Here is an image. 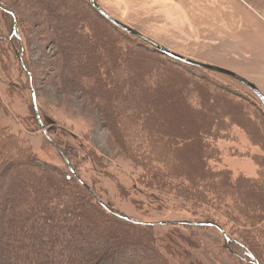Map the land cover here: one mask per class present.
I'll use <instances>...</instances> for the list:
<instances>
[{
	"label": "rangeland",
	"instance_id": "374dc122",
	"mask_svg": "<svg viewBox=\"0 0 264 264\" xmlns=\"http://www.w3.org/2000/svg\"><path fill=\"white\" fill-rule=\"evenodd\" d=\"M42 1L44 0H0V3L11 8L18 15L19 38L23 47L24 60L33 74V85L31 84L30 90L33 91L36 107L39 106L42 122L45 123L44 128H48L50 136L60 143L61 149L64 150V147L68 146V152L65 150L83 182L95 190L105 205L127 218L157 224L159 227L152 229L151 235L154 240H158L172 253L169 254L164 248H160L162 252H166L170 264L187 262L186 256L192 260L201 261L203 264H249L242 263L230 255L224 247L221 232L214 227L165 225L178 221L195 222L202 219L203 214L219 222L233 236L245 239L249 243L253 242L256 248L264 253V236L254 235L255 230L263 226L262 223L256 224L258 220L247 216L246 207L238 202V197L245 198L255 193H259L264 198V194H261V187H247L242 182V186L235 190L228 184V180H222L212 174L209 180L206 179L201 184L196 183L198 187L202 186L208 190L205 198H201L189 192L187 181L165 178L153 181L149 174L154 172L153 167L160 169L162 174L165 169L196 170L197 163L193 154L197 153L199 148L201 151L203 142H205L209 151L207 163L211 171L227 169L232 180L242 175L261 181L259 174L264 176V111L253 92L226 74L209 70L205 72L202 68L185 65L181 61L177 63L189 69L195 76L208 80L212 89L221 86L226 89L224 90L227 93L236 96L243 104L250 119L244 127L225 121L220 127L212 128L210 134L202 136V140L191 143L184 141L183 144H179L175 142L174 132L181 130V125L188 124L189 128H193L199 122L176 114L175 104L168 101V104L162 107V112L158 111L154 116L152 123L165 127L166 134H172V139L175 137L173 142L177 144L172 147L168 146L170 148L168 154H171L173 159L180 154V161L179 164H176L175 159L164 162L161 158L165 155L167 148L160 149V142L150 138L139 126L134 128L133 133L122 137L120 142L115 140L116 136H113L109 127V119L102 117L95 100L93 101L90 97L92 95L89 94V86L95 84L97 80L93 78H96L97 74L95 71L85 70L78 65L79 62H86L91 57L94 59L91 61L101 62L98 63L103 65L102 71L98 72L101 81H99L100 84L98 82L96 84L98 83V91L102 95L111 98V94L116 91H110L107 82L110 81L115 89L117 69L121 70L125 67V72H129L130 56H136L137 53L135 51L127 53L126 49L134 46V43L126 37H120L108 47L93 43L94 41L88 43L85 37H78L82 34H79L74 27L77 21L75 10L82 9L79 0H72L73 4L69 6L64 1L60 3L58 0H45L48 3H58L52 8V13L56 17L59 13L63 17L62 22L64 21V27L51 28L47 12L38 3H43ZM49 10L51 13V9ZM91 19L97 22L94 17ZM6 24L10 26L11 21L10 17L4 13L0 20L2 35L8 34ZM70 25L73 27L72 34L75 38H70ZM64 39L76 45H65ZM83 40L87 43L82 44ZM111 48L118 50V53L111 50L107 55L106 50ZM61 52L64 54L61 56L67 57L68 55V58H61ZM139 61L136 65H144L145 62L142 59ZM110 62L116 64V71L108 66L110 69L109 71L106 68L108 76L101 77L105 64ZM0 69L3 80H0V133L12 136L20 147L31 150L33 157L41 166L38 170L44 168L49 172L50 185L53 183L52 180L60 181L63 177L61 174L66 173V163L33 119L30 109L33 102L30 99L28 81L19 63L14 59L11 49L5 43H0ZM233 70L244 73L239 69L233 68ZM246 77L262 89L258 77L247 74ZM137 84L142 86L139 82ZM125 85L122 84L121 89L126 91ZM196 97V93L191 95L194 106L199 104ZM120 98L123 101L125 97L121 95ZM144 99L140 102L146 105H148L147 102H151V100L145 102L146 99ZM124 102L129 103L123 104L124 107L131 106L133 99ZM190 134L186 133L185 138L192 141ZM35 171L33 173H40ZM33 173L25 171L24 166L16 171L18 181L29 179L33 190L39 188L42 191L40 195H43V191L50 193L49 186L45 185L46 182L41 178H35ZM19 184L21 182L16 184L18 188ZM217 184L222 187L221 193L223 194L219 196L211 186ZM177 185L182 187L181 191ZM69 188V185L63 187L65 192L75 191ZM29 191L32 192L30 188ZM75 193L77 196L71 195L73 202L75 200L81 202L79 199L82 198V207L89 211L93 219L101 220L103 224L113 227L112 223L108 224L112 219L104 218L89 197L87 202L92 204L86 203L84 191L85 196L76 191ZM261 216L264 217V212ZM128 226L130 225L118 223L115 229L126 231V233L134 232L140 237L144 236L136 229H128ZM99 231L102 230L99 229ZM48 243L51 244L50 241ZM143 264H158V262L156 259H148Z\"/></svg>",
	"mask_w": 264,
	"mask_h": 264
},
{
	"label": "trees",
	"instance_id": "16d2710c",
	"mask_svg": "<svg viewBox=\"0 0 264 264\" xmlns=\"http://www.w3.org/2000/svg\"><path fill=\"white\" fill-rule=\"evenodd\" d=\"M58 1L60 3L64 1L68 3V6L73 4L72 0ZM42 2L38 3L47 12L51 28L64 27L63 17L59 13L57 14L58 17L52 13V8L56 7L58 3H48L45 0ZM78 2L82 7L80 10H75L77 21L74 28L78 30L79 34H82L78 37H85L84 39H88V43L94 41L93 43L101 44V46H108L114 43L117 38L126 37L130 42L134 43V46L126 49V52L135 51L137 53L136 56H130L129 63H131V67L128 73L125 72V67L121 69L124 72L118 69L115 72L117 78L116 86L114 85L115 89H113V84L110 81L107 82L108 89L112 92L116 91L111 94V98L102 95L98 91L97 84H100L99 81H101L98 72L103 69V65L98 63L101 62H93L91 60L94 59H91V57L88 61L79 62L78 64L79 67L95 71L97 74L96 78H93L97 81L92 86H89V94L92 95L90 97L93 101L95 100L96 107L100 109L102 117L109 119V127L113 136H116L115 140L120 142L122 137L133 133L134 128L139 126L140 129L142 128V130L146 131L150 138L160 142V149L167 148L165 155L161 158L164 162L175 159L176 164H179L180 154L178 152V156H175L174 159L171 154H168V150H170L168 146L172 147V145L177 144L173 142L175 137V142L179 144H183L184 141L191 143L200 141L202 136L210 134L212 128L220 127L225 121L231 124L236 123L240 127L248 124L250 118L245 112L243 104L236 96L227 93L225 88L224 90L219 86L212 89L208 80L195 76L189 69L184 66L183 68L182 64H177L181 63L180 61L176 62L171 57L161 54L141 38L122 31L98 12L92 5L91 0H79ZM49 9H51V13H49ZM4 13L10 17L11 24L10 26L6 24L7 35L0 33V43L8 45L14 59L24 71L32 101L30 87L31 84L33 85V74L24 60L23 47L19 38L18 15L11 8H7L0 3V20ZM91 17H94L97 22H93ZM70 27V38H75L72 34L73 27L71 25ZM86 43L83 40L82 44ZM66 44L74 45L75 43L65 40ZM111 50H114L116 54L118 53V50L111 48L106 50L107 55H109ZM62 54L63 52L60 53L61 58H68V55L63 57L61 56ZM140 59L145 62L144 65H136L137 62H140ZM115 65L112 62L105 64L104 73H101V77H107L108 70L110 71L108 66L113 70ZM203 71L209 72L205 69ZM1 74L0 69V80L3 81ZM96 82L98 83L96 84ZM137 82L142 86L137 84ZM122 84H126V91L121 89ZM194 93H196L199 103L196 106L193 105L191 100V95ZM121 95L125 97L123 101L120 98ZM143 98L146 99L145 102L149 100L151 102H147L148 105L140 102ZM129 99H133V104L124 107L123 104H129L124 101ZM257 100L264 111V106L258 98ZM168 101H172L171 103L175 104L176 114L183 116L185 119H195L199 122L193 128H189L188 124L181 125L182 129L174 132L176 136L173 139L172 134H166L165 127L152 123L154 116L157 115L158 111L162 112V107L166 106ZM30 109L36 124L42 123L45 126V123L42 122L43 118L40 115L39 106L36 108L38 115L32 103ZM163 124H165L164 120ZM45 130L50 137V141L59 149L58 152L67 166L66 173L61 174L63 177H60V181L52 180L53 183L51 185L48 176L49 172L44 168H41L40 171L38 170L41 166L36 161V158L33 157L31 150L23 146L20 147L12 136L0 133V264H143L148 259H156L158 264H170L165 251L169 254L172 253L160 244L158 240H154L151 235V230L159 226L155 223H146L127 218L125 215L105 205L95 190L83 182L75 171L67 153L68 146L67 148L64 147V150H67V152L66 150L64 152L60 143L50 136L51 133H49L50 131L47 127ZM186 133H191L192 141L189 138H185L187 136ZM203 143L201 151L199 148V151L193 154L197 163L196 170L165 169L163 170L164 174H162L160 169L153 167L154 172L149 173L151 179L153 181H160L162 178L187 181L189 185L187 189L190 193L192 192V195L205 198L208 190L202 186L198 187L196 183L201 184L204 180H209L213 174L222 180H228V184L235 190L239 189L243 182L247 187H261V194H264V180L262 181L264 176L261 174H259L261 181L242 175L232 180L227 169L211 171L207 163L209 156L208 147L205 146V142ZM22 166L29 173L36 172L35 170L40 172L33 173V176L44 180L46 182L45 185L49 186L50 193L43 191V195H40L42 191L39 188L33 190L29 179L18 181L16 171ZM18 182H21L19 188L16 186ZM65 185H69V189L73 188L82 196L84 191L87 196L84 195L86 203L88 205L95 204L94 206H97L104 218L115 220L108 222V224L112 223L113 227L103 224L100 222L101 220L93 219L89 211L82 207V198L79 199L81 202H77V200L73 202V196L77 195L73 190L65 192L63 189ZM211 186L214 187V191L218 196L223 194L221 193V185ZM29 188L32 192L29 191ZM177 188L180 191L182 190L180 185H177ZM251 195L245 198L238 197V202L246 207L247 216L251 219L256 218L258 220L256 224L262 223L263 225L259 230H255L254 235L264 236V217L261 216L262 212H264V198L259 193ZM88 197L92 203L87 202ZM118 223L120 225H130L127 227L128 229H136V231L143 233L144 236L140 237L130 231L127 233L126 231H119L115 229ZM165 225H170L171 227L178 225L200 228L214 227L221 232L225 249L238 261L249 264H264V253L260 252L253 242L249 243L245 239L242 240L233 236L223 225L216 220L210 219L207 215L203 214L202 219L195 222L184 221L182 224L168 223ZM99 229L102 231H99ZM49 241L51 244L48 243ZM161 247L165 249L164 252L161 251ZM186 258H188L187 262H180L179 264H203L201 261L190 259L189 256H186Z\"/></svg>",
	"mask_w": 264,
	"mask_h": 264
},
{
	"label": "crops",
	"instance_id": "0c3cea01",
	"mask_svg": "<svg viewBox=\"0 0 264 264\" xmlns=\"http://www.w3.org/2000/svg\"><path fill=\"white\" fill-rule=\"evenodd\" d=\"M95 2L116 20L175 53L242 70L234 72L246 79V74L258 77L262 89L250 82L264 94V0Z\"/></svg>",
	"mask_w": 264,
	"mask_h": 264
},
{
	"label": "water",
	"instance_id": "95a60500",
	"mask_svg": "<svg viewBox=\"0 0 264 264\" xmlns=\"http://www.w3.org/2000/svg\"><path fill=\"white\" fill-rule=\"evenodd\" d=\"M91 2H92V5L96 8V10L98 12H100L106 19H108L112 24H114L116 27H118L122 31H124V32H126V33H128L130 35L137 36V37L141 38L148 45H150L151 47H153L154 49H156L160 53H162V54H164L166 56L171 57L173 60L181 61V62H183V63H185L187 65L194 66V67H198V68H202V69H205V70L223 73V74H226V75H228V76L236 79L237 81L241 82L246 87H248L256 95V97L260 100V102L264 106V94L253 83H251L249 80H247L243 76H240L239 74H237V73H235V72H233V71H231L229 69L222 68V67H219V66L213 65V64L199 62V61L193 60L191 58L185 57L183 55L177 54V53H175L173 51H170L167 48L163 47L162 45L158 44L157 42H155V41L151 40L150 38H148V37L140 34L136 30H134V29L126 26L122 22L116 20L115 18H113L112 16H110L109 14H107L103 9H101L97 5V3L95 2V0H91ZM31 93H32L33 107H34V109H35V111L37 113V109H36L37 107H36V103H35L33 91ZM37 115H38V113H37ZM39 126L41 127V129H42L43 133L45 134V136L50 141V137L47 135L46 130H45L43 124L42 123H39ZM50 142L52 143V141H50ZM55 148L59 151V149L56 146H55ZM173 223H175V224H182L183 222L178 221V222H173Z\"/></svg>",
	"mask_w": 264,
	"mask_h": 264
}]
</instances>
